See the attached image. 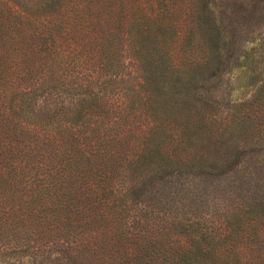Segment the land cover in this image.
Listing matches in <instances>:
<instances>
[{
    "label": "rangeland",
    "instance_id": "rangeland-1",
    "mask_svg": "<svg viewBox=\"0 0 264 264\" xmlns=\"http://www.w3.org/2000/svg\"><path fill=\"white\" fill-rule=\"evenodd\" d=\"M51 1L0 0V123L11 128L0 137V188L13 179L8 202L20 209L9 226L0 223V264H202L181 258L201 235L222 259L264 264V223L255 233L238 227L243 213L264 206V0H209L219 70L200 83L209 104L193 121L204 141L237 147L223 173L129 168L152 125L153 98L136 86L122 30L102 38L116 34L117 0H89V8L73 0L62 10ZM178 11L171 55L189 67L207 56L202 40L187 46L192 11ZM241 118L251 127L246 144L233 128ZM178 136L166 146L174 153ZM41 183L54 184L53 202L39 198ZM33 198L42 218L17 223ZM229 233L234 247L217 243Z\"/></svg>",
    "mask_w": 264,
    "mask_h": 264
},
{
    "label": "trees",
    "instance_id": "trees-1",
    "mask_svg": "<svg viewBox=\"0 0 264 264\" xmlns=\"http://www.w3.org/2000/svg\"><path fill=\"white\" fill-rule=\"evenodd\" d=\"M72 2L73 0H52L50 7L54 10H62ZM88 4L89 0H87V6ZM185 4L192 11L190 37L187 46L194 45L195 38L202 40L207 57L204 61L194 62L193 66L180 67L171 55V44L179 35L178 25L175 24L174 20L175 10L179 9L178 13H181ZM3 5L0 2V13ZM111 5H116L118 27L115 28L116 34H106L101 31L102 38L106 40L107 36H116L122 30L125 41H120L121 47L131 53V58L136 62V71L140 76L136 86H147L153 98L152 105L149 107L152 125L145 131V136L139 135L142 143L137 146L135 156L131 157L129 168L146 164V167H151L152 171L154 168V171L158 173L165 171L166 168L210 172L226 168L222 173L228 170L229 166L239 156L237 147L231 145L232 143L228 140H221L218 143L210 140L204 141L205 137L201 133V124H197V120L193 121L194 114H196L195 117L199 116L201 106L209 104L199 91L203 87L202 85L199 86L200 83L206 81L209 74L219 70L216 61L219 60L220 31L212 11V3L209 0H150V5L147 6L138 0H117L114 3L111 2ZM12 9L16 12L15 14H22L18 7L12 6ZM105 16L107 17L109 14L107 13ZM125 42L127 43L125 44ZM108 43H111L110 40ZM123 94L126 96L125 93ZM90 99L94 101V98ZM7 113L9 114V112ZM78 113L82 114L81 111ZM238 122L239 127L233 125V128L243 135L244 144H246L247 134L251 132V127L245 124L243 118ZM0 127H3V130H0V137L5 136V132L11 130L10 126L3 123H0ZM176 133L179 134L176 150L181 149L180 153H174V150L166 148ZM186 146L192 147L193 152H188ZM15 166L20 167L19 164ZM14 171L15 169L11 168L8 172ZM12 180L10 179V184L4 185L5 189L0 188V192L4 191L7 195V198L0 196V223L2 227L9 226L11 223V221L9 222L10 215L20 210L8 202V191L15 184ZM40 185L42 187L37 191L39 198L47 197V202H53L51 188H54V184L41 183ZM31 202L35 203V198L30 199V201L25 200L27 217L26 219L20 217L17 223H32V221L42 218L39 207L31 204ZM239 220L241 226L238 227L242 228L241 230L247 228L255 233V225L258 222L264 223V206L261 205L256 210L243 213ZM241 230L238 231L237 229V231L231 232L233 236H238ZM231 237L230 233L225 238L219 237L217 243L222 244L221 240H223L234 247ZM206 238L204 235H201V238H197V240L190 237L191 249L183 251L181 258L185 261L202 264H240L222 259L223 257L218 253L216 255L212 253L216 251V247H208L204 242ZM215 238L216 236H210L212 242Z\"/></svg>",
    "mask_w": 264,
    "mask_h": 264
}]
</instances>
